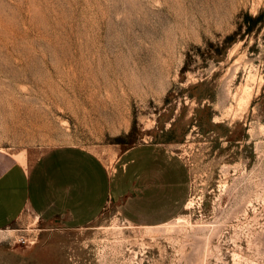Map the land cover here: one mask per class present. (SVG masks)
<instances>
[{
  "label": "rangeland",
  "instance_id": "374dc122",
  "mask_svg": "<svg viewBox=\"0 0 264 264\" xmlns=\"http://www.w3.org/2000/svg\"><path fill=\"white\" fill-rule=\"evenodd\" d=\"M144 144L188 166L176 219L27 212L0 264H264V0H0V153L80 147L111 169Z\"/></svg>",
  "mask_w": 264,
  "mask_h": 264
},
{
  "label": "crops",
  "instance_id": "0c3cea01",
  "mask_svg": "<svg viewBox=\"0 0 264 264\" xmlns=\"http://www.w3.org/2000/svg\"><path fill=\"white\" fill-rule=\"evenodd\" d=\"M187 164L159 144L123 152L110 169L96 153L55 148L32 163L0 153V230L25 213L60 229H82L108 206L133 224L171 223L190 199Z\"/></svg>",
  "mask_w": 264,
  "mask_h": 264
},
{
  "label": "built area",
  "instance_id": "2783aa9c",
  "mask_svg": "<svg viewBox=\"0 0 264 264\" xmlns=\"http://www.w3.org/2000/svg\"><path fill=\"white\" fill-rule=\"evenodd\" d=\"M25 241H26V240H25V238H24V239H23V242L25 243Z\"/></svg>",
  "mask_w": 264,
  "mask_h": 264
}]
</instances>
